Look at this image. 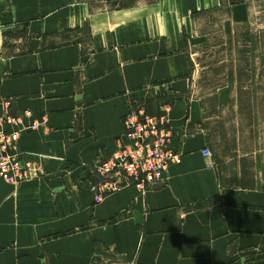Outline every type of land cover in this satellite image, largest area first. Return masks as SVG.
Here are the masks:
<instances>
[{"label":"crops","instance_id":"0c3cea01","mask_svg":"<svg viewBox=\"0 0 264 264\" xmlns=\"http://www.w3.org/2000/svg\"><path fill=\"white\" fill-rule=\"evenodd\" d=\"M221 11L264 28V0H0V100L38 124L17 148L42 168L19 186L0 179V264H264V125L232 137L223 177L191 95L189 34ZM215 96L233 108L228 86ZM141 104L167 105L178 162L97 203L96 166Z\"/></svg>","mask_w":264,"mask_h":264},{"label":"rangeland","instance_id":"374dc122","mask_svg":"<svg viewBox=\"0 0 264 264\" xmlns=\"http://www.w3.org/2000/svg\"><path fill=\"white\" fill-rule=\"evenodd\" d=\"M259 17L264 19L261 13ZM258 21L236 24L227 19L224 11L208 13L196 20L195 30L188 37L193 70L191 95L205 105L209 119L205 131L210 145L207 149L223 177L225 173L232 176L237 164L226 158L227 149L233 146L232 137L237 132L254 135L255 125L260 121L264 125V62L255 59L264 55V28L258 26ZM221 86L229 87L233 100V108L224 111L216 106L215 90Z\"/></svg>","mask_w":264,"mask_h":264},{"label":"built area","instance_id":"2783aa9c","mask_svg":"<svg viewBox=\"0 0 264 264\" xmlns=\"http://www.w3.org/2000/svg\"><path fill=\"white\" fill-rule=\"evenodd\" d=\"M167 113L166 105L161 108V113L154 115L141 104L125 115L124 132L117 141L116 152L96 166L104 183L97 189L95 202H101L105 195L125 185H156L167 168L178 162L179 154L171 146L172 132L167 128ZM6 126L16 129L7 131ZM37 128V123L25 125L22 117L13 116L9 101L0 100V179L5 183L19 186L42 176L38 162L22 157L17 148L21 133ZM202 154L211 157L207 148Z\"/></svg>","mask_w":264,"mask_h":264}]
</instances>
